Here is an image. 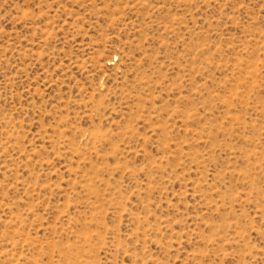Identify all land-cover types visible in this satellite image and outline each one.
I'll return each mask as SVG.
<instances>
[{"label": "rangeland", "instance_id": "374dc122", "mask_svg": "<svg viewBox=\"0 0 264 264\" xmlns=\"http://www.w3.org/2000/svg\"><path fill=\"white\" fill-rule=\"evenodd\" d=\"M0 264H264V0H0Z\"/></svg>", "mask_w": 264, "mask_h": 264}]
</instances>
